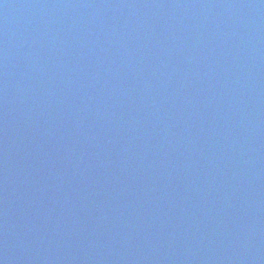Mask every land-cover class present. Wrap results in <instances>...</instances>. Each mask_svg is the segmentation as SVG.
<instances>
[{
	"label": "water",
	"instance_id": "obj_1",
	"mask_svg": "<svg viewBox=\"0 0 264 264\" xmlns=\"http://www.w3.org/2000/svg\"><path fill=\"white\" fill-rule=\"evenodd\" d=\"M0 264H264V0H0Z\"/></svg>",
	"mask_w": 264,
	"mask_h": 264
}]
</instances>
